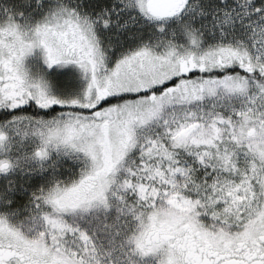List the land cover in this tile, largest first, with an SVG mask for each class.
Returning a JSON list of instances; mask_svg holds the SVG:
<instances>
[{"label":"snow or ice","instance_id":"obj_1","mask_svg":"<svg viewBox=\"0 0 264 264\" xmlns=\"http://www.w3.org/2000/svg\"><path fill=\"white\" fill-rule=\"evenodd\" d=\"M0 264H264V0H0Z\"/></svg>","mask_w":264,"mask_h":264}]
</instances>
